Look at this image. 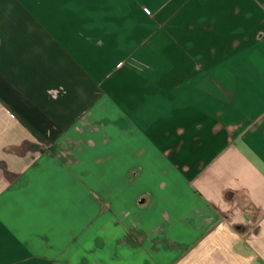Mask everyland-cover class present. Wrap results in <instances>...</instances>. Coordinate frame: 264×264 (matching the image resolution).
<instances>
[{"label": "crops", "instance_id": "1", "mask_svg": "<svg viewBox=\"0 0 264 264\" xmlns=\"http://www.w3.org/2000/svg\"><path fill=\"white\" fill-rule=\"evenodd\" d=\"M0 264H264V0H0Z\"/></svg>", "mask_w": 264, "mask_h": 264}, {"label": "built area", "instance_id": "2", "mask_svg": "<svg viewBox=\"0 0 264 264\" xmlns=\"http://www.w3.org/2000/svg\"><path fill=\"white\" fill-rule=\"evenodd\" d=\"M147 12H149V11L147 10Z\"/></svg>", "mask_w": 264, "mask_h": 264}]
</instances>
